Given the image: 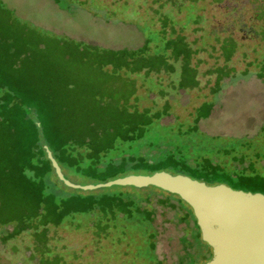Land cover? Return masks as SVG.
<instances>
[{
    "label": "rangeland",
    "instance_id": "1",
    "mask_svg": "<svg viewBox=\"0 0 264 264\" xmlns=\"http://www.w3.org/2000/svg\"><path fill=\"white\" fill-rule=\"evenodd\" d=\"M169 41L177 42V52H189L185 60L167 52L171 72L118 68L146 45L156 61ZM263 67L264 0H0V98L12 87L48 91L63 101L88 100L91 106L96 96L98 114L148 110L158 140L154 155L169 157L158 172L210 186L264 195ZM6 101L13 109L9 119L18 118L5 121L0 136V264H156L154 245L163 264L176 262L179 231L168 211L156 220L160 233L142 214L127 219L114 210V221L74 215L60 226L39 227L44 240L35 229L7 238L17 217H24L25 228L34 222L33 204L11 174L5 152L16 138L10 127L29 123L23 111L34 120L36 107ZM164 110L160 121L150 116ZM64 173L78 185L101 184ZM54 178L57 183L43 180L46 195L58 200L70 189ZM151 190L114 186L85 193L146 199ZM211 258L212 251L199 264Z\"/></svg>",
    "mask_w": 264,
    "mask_h": 264
},
{
    "label": "trees",
    "instance_id": "2",
    "mask_svg": "<svg viewBox=\"0 0 264 264\" xmlns=\"http://www.w3.org/2000/svg\"><path fill=\"white\" fill-rule=\"evenodd\" d=\"M175 44L176 41L167 42L163 50L155 54L156 61L153 60L147 45L133 50L130 55L132 58L127 59V62L119 63L118 68H126L135 73L142 70L171 72L172 66L167 58V52H171L172 57L180 60H185L186 54L189 53L185 47H180L177 52ZM232 50H227V55H230ZM187 59L190 61V56ZM140 60L143 64L138 66ZM258 77L264 80V67ZM17 90L10 87L5 97L0 98V136L3 137L5 121L11 120L9 117L11 118L13 110L10 108L11 103L6 101L7 98L22 104L29 101L35 105L34 120L21 110L25 114L23 120L29 123L18 128L15 125L10 127L16 138L10 142L12 132L10 131V135L7 134L9 146L6 147L5 156L7 155L6 160L12 169L11 174L18 175L16 180L19 181V186L28 193L34 207L33 220L38 221V224L35 225L33 222L31 226L25 228L24 217H17L15 227L7 238H14L23 232L35 229L37 234L40 233L39 239L44 240L45 233H41L39 227L46 230L49 225L60 226L74 215L113 216L114 221L117 219L114 218V210L127 219H132L134 214H142L144 220L156 226L159 232L156 220L159 215L168 211L173 214L171 224L179 231V237L175 242V263L199 264L211 257L212 249L202 240L201 230L192 208L177 195L155 187H149L153 190L146 199L132 197L131 194L126 196L85 193L88 191L71 188L58 200L52 195H46L43 179L49 177L50 182L57 183L54 178L56 172L48 159L46 147L53 153L63 173L64 170L67 171L68 175L84 184L93 181L107 183L110 180L139 175L147 170L152 175L160 171V166L168 164L169 157L154 155L158 140L154 138L153 121L147 120L148 110L142 113L137 110H111V113L102 110L98 114L101 108L94 105L97 101L96 96L90 98L93 102L91 106L88 105V100L63 101L60 96L48 91ZM112 115L123 119L115 120ZM165 115L167 110L150 116L153 120L160 121ZM127 117L129 119L126 120ZM17 118L18 116H14L11 121H17ZM27 175L30 177L28 178ZM65 176L69 179L66 174ZM56 178L58 179L57 175ZM195 180L204 182L202 179ZM232 188L240 190L236 187ZM249 192L257 193L254 190ZM153 199L156 202L151 206ZM149 205L151 208H148ZM152 247L157 256L156 264H163L157 253V245Z\"/></svg>",
    "mask_w": 264,
    "mask_h": 264
},
{
    "label": "water",
    "instance_id": "3",
    "mask_svg": "<svg viewBox=\"0 0 264 264\" xmlns=\"http://www.w3.org/2000/svg\"><path fill=\"white\" fill-rule=\"evenodd\" d=\"M48 159L58 179L68 188L95 191L114 186L158 188L179 196L193 210L202 240L212 249L207 264H264V195L235 190L224 184L210 186L185 175L157 172L130 175L97 185H78L66 178L53 153Z\"/></svg>",
    "mask_w": 264,
    "mask_h": 264
}]
</instances>
